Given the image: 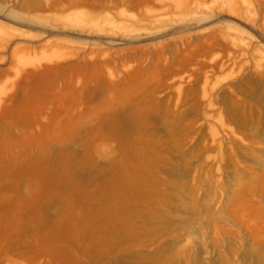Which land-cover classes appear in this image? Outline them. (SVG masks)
Returning a JSON list of instances; mask_svg holds the SVG:
<instances>
[{
	"label": "rangeland",
	"instance_id": "1",
	"mask_svg": "<svg viewBox=\"0 0 264 264\" xmlns=\"http://www.w3.org/2000/svg\"><path fill=\"white\" fill-rule=\"evenodd\" d=\"M0 264H264V0H0Z\"/></svg>",
	"mask_w": 264,
	"mask_h": 264
}]
</instances>
